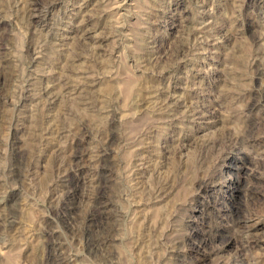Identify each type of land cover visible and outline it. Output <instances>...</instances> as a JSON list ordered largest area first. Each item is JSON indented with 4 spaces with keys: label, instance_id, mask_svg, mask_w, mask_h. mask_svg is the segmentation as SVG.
<instances>
[{
    "label": "rangeland",
    "instance_id": "1",
    "mask_svg": "<svg viewBox=\"0 0 264 264\" xmlns=\"http://www.w3.org/2000/svg\"><path fill=\"white\" fill-rule=\"evenodd\" d=\"M0 264H264V0H0Z\"/></svg>",
    "mask_w": 264,
    "mask_h": 264
},
{
    "label": "bare ground",
    "instance_id": "2",
    "mask_svg": "<svg viewBox=\"0 0 264 264\" xmlns=\"http://www.w3.org/2000/svg\"><path fill=\"white\" fill-rule=\"evenodd\" d=\"M34 23V22H33ZM36 24V23H35ZM101 160V159H100ZM105 163V162H104ZM98 187V186H97ZM76 193V192H75ZM70 197H72V195H70ZM67 207V206H66ZM99 209V208H98ZM105 210V209H104ZM98 212V211H97ZM102 212V211H101ZM73 215V214H72ZM107 216V215H106ZM92 221V220H91ZM235 223V222H234ZM244 224V223H243ZM242 224V225H243ZM75 225V223L74 222H72V220L70 221V223H69V229L70 228H72L73 226ZM240 227V226H239ZM249 227V226H248ZM93 228V227H92ZM73 229V228H72ZM94 229V228H93ZM92 229V230H93ZM94 232V231H93ZM263 232V231H262ZM95 233V232H94ZM250 233H252L251 231H250ZM110 235V234H109ZM114 235V234H113ZM234 235V234H233ZM101 243V242H100ZM106 247V244L104 243V244H99V250H105L104 248ZM183 247V246H182ZM104 255V254H103Z\"/></svg>",
    "mask_w": 264,
    "mask_h": 264
}]
</instances>
